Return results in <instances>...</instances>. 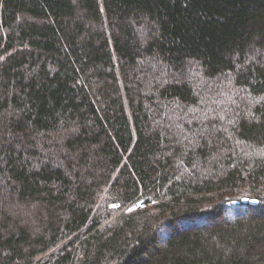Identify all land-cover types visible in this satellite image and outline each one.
I'll return each instance as SVG.
<instances>
[{
  "label": "trees",
  "instance_id": "obj_1",
  "mask_svg": "<svg viewBox=\"0 0 264 264\" xmlns=\"http://www.w3.org/2000/svg\"><path fill=\"white\" fill-rule=\"evenodd\" d=\"M0 125V264H264V0H0Z\"/></svg>",
  "mask_w": 264,
  "mask_h": 264
},
{
  "label": "water",
  "instance_id": "obj_2",
  "mask_svg": "<svg viewBox=\"0 0 264 264\" xmlns=\"http://www.w3.org/2000/svg\"><path fill=\"white\" fill-rule=\"evenodd\" d=\"M242 203H248L251 205H257L259 202L256 199H250V198H243Z\"/></svg>",
  "mask_w": 264,
  "mask_h": 264
},
{
  "label": "rangeland",
  "instance_id": "obj_3",
  "mask_svg": "<svg viewBox=\"0 0 264 264\" xmlns=\"http://www.w3.org/2000/svg\"><path fill=\"white\" fill-rule=\"evenodd\" d=\"M2 126L0 125V142H1V140L2 139H4V135H2V134H5L4 132H3V130H2Z\"/></svg>",
  "mask_w": 264,
  "mask_h": 264
}]
</instances>
